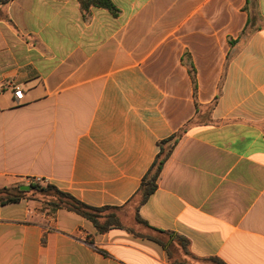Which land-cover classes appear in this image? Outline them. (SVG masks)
Returning <instances> with one entry per match:
<instances>
[{
    "label": "crops",
    "instance_id": "crops-1",
    "mask_svg": "<svg viewBox=\"0 0 264 264\" xmlns=\"http://www.w3.org/2000/svg\"><path fill=\"white\" fill-rule=\"evenodd\" d=\"M112 1L0 2V188L40 176L185 236L194 264H264V0ZM31 193L0 203V264L182 259Z\"/></svg>",
    "mask_w": 264,
    "mask_h": 264
},
{
    "label": "trees",
    "instance_id": "trees-1",
    "mask_svg": "<svg viewBox=\"0 0 264 264\" xmlns=\"http://www.w3.org/2000/svg\"><path fill=\"white\" fill-rule=\"evenodd\" d=\"M11 0H0L1 3H8ZM84 8L90 6H99L106 8L114 14L119 13L118 7L112 0H81ZM179 134L172 136L169 139L163 140L159 143L161 150L153 162L149 171L145 174L141 187L138 192V204H143L148 197L156 190L157 181L160 177L161 171L165 162L167 161L173 147L177 143ZM171 143L169 146H165L167 143ZM30 190H21L20 186L14 188H0V203L6 204L10 202H17L23 198L28 192H41L45 194H51L52 197L46 201V204L53 206L54 208H66L68 210L75 211L83 217L90 220L96 227L97 231L104 233L112 228H124L129 232L139 237L150 238L157 243L161 244L165 249L169 251L170 257H175L174 252L168 248V244L176 248V253L182 257L175 258L173 264H194L193 259H196L191 249L189 239L185 236L175 233L170 230H160L150 226L145 220L135 213V221L146 229L147 232L136 230L133 226H128L120 215V211L123 207L120 206H91L88 205L68 192L59 189L57 186L50 183H30ZM138 226V225H137ZM211 261L217 264H226L222 259L218 257L209 258Z\"/></svg>",
    "mask_w": 264,
    "mask_h": 264
},
{
    "label": "rangeland",
    "instance_id": "rangeland-1",
    "mask_svg": "<svg viewBox=\"0 0 264 264\" xmlns=\"http://www.w3.org/2000/svg\"><path fill=\"white\" fill-rule=\"evenodd\" d=\"M30 196H33V197H36L37 199H40V200H42L43 202H45L46 203V201L47 200H49L51 197H52V195L51 194H45V193H41V192H37V191H33L32 193H31V195ZM120 215H121V211H120ZM134 220H135V214H134ZM124 221V220H123ZM128 226L130 225V226H135L134 228L136 229V230H141V231H144V232H147L146 231V229L144 228H142V226L141 225H139V224H137L136 223V221L131 225V224H128V223H126ZM138 225V226H137ZM135 235V234H134ZM139 237V236H138ZM144 238V237H143Z\"/></svg>",
    "mask_w": 264,
    "mask_h": 264
},
{
    "label": "built area",
    "instance_id": "built-area-1",
    "mask_svg": "<svg viewBox=\"0 0 264 264\" xmlns=\"http://www.w3.org/2000/svg\"><path fill=\"white\" fill-rule=\"evenodd\" d=\"M14 96L16 98L17 101H20L23 98V90L20 87H16L14 90ZM25 181L28 182V184L30 183H47V180H45L44 178L40 177V176H36V177H28L25 178Z\"/></svg>",
    "mask_w": 264,
    "mask_h": 264
},
{
    "label": "water",
    "instance_id": "water-1",
    "mask_svg": "<svg viewBox=\"0 0 264 264\" xmlns=\"http://www.w3.org/2000/svg\"><path fill=\"white\" fill-rule=\"evenodd\" d=\"M21 190H30V185H21L20 186Z\"/></svg>",
    "mask_w": 264,
    "mask_h": 264
}]
</instances>
